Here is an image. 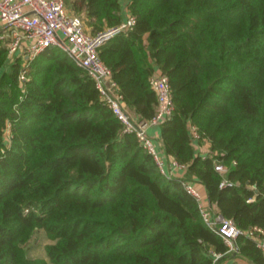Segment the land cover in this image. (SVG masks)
I'll return each instance as SVG.
<instances>
[{"label":"trees","instance_id":"obj_1","mask_svg":"<svg viewBox=\"0 0 264 264\" xmlns=\"http://www.w3.org/2000/svg\"><path fill=\"white\" fill-rule=\"evenodd\" d=\"M64 2L91 33L135 17L98 53L139 120L156 111L150 76H167L174 107L160 138L185 171L162 173L62 48L9 59L0 39V264H216L229 248L181 181L202 183L240 229H264V0ZM37 232L44 255L31 253ZM236 248L263 264L254 237L239 234Z\"/></svg>","mask_w":264,"mask_h":264},{"label":"built area","instance_id":"obj_2","mask_svg":"<svg viewBox=\"0 0 264 264\" xmlns=\"http://www.w3.org/2000/svg\"><path fill=\"white\" fill-rule=\"evenodd\" d=\"M134 22L135 17L126 12L119 23L91 33L79 14L68 12L64 0H0V28L2 35L7 37L9 59L15 55L31 58L50 45L62 48L92 76L101 98L122 122L123 130L135 133L139 143L155 158L160 171L172 177L177 176L176 170H181L182 175L178 174V177H182L185 165L172 158L171 164L176 170L166 171L164 161L147 133L149 126L159 125L172 114L174 103L167 76L159 71L150 76L149 82L156 93L157 107L151 118L139 120L124 108L122 95L112 78L111 70L98 53V46L102 42L126 32ZM22 66L18 76L20 80L27 78L25 63ZM190 128L192 138H198L195 126L191 124ZM215 167L221 173L227 169L222 163H217ZM181 183L196 199L203 220L218 231L229 249H234L237 236L245 233L255 238L264 260V229L257 226L240 229L232 218L212 211L192 181L182 178ZM214 256L218 258L220 253H214Z\"/></svg>","mask_w":264,"mask_h":264},{"label":"crops","instance_id":"obj_3","mask_svg":"<svg viewBox=\"0 0 264 264\" xmlns=\"http://www.w3.org/2000/svg\"><path fill=\"white\" fill-rule=\"evenodd\" d=\"M124 8L126 9L125 3H124ZM147 133L152 137V139L155 143V147L158 151V154L161 156V158L164 161V167H165L166 171L169 172L172 169L176 170L175 168H173V166L171 164L172 157L170 155H167L163 150V146H162V142H161V138H160V127H159V125L149 126L147 128ZM193 141H194V147H195L196 152H199L202 155L206 154V152L208 150L207 142L199 141L198 138L193 139ZM181 173H182L181 170L180 171L176 170L177 176H178V174L180 175ZM194 185L203 194V197L205 199V203L208 205V207H210L212 209V211H216V209H214V207H212L208 202V199H207V196L205 193V188H204L203 184L196 181V182H194ZM216 264H256V263H254L248 257L241 255L237 251V248L235 246L234 249H229L228 253L221 256L217 260Z\"/></svg>","mask_w":264,"mask_h":264},{"label":"rangeland","instance_id":"obj_4","mask_svg":"<svg viewBox=\"0 0 264 264\" xmlns=\"http://www.w3.org/2000/svg\"><path fill=\"white\" fill-rule=\"evenodd\" d=\"M0 39L4 41V43L7 45V37L2 35V32H0ZM48 240L45 238L44 234L41 232H37L33 238L31 239L32 243V250L31 253L33 255H44V244Z\"/></svg>","mask_w":264,"mask_h":264}]
</instances>
